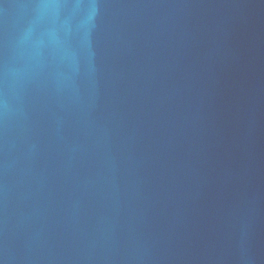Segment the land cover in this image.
<instances>
[{
	"label": "water",
	"instance_id": "obj_1",
	"mask_svg": "<svg viewBox=\"0 0 264 264\" xmlns=\"http://www.w3.org/2000/svg\"><path fill=\"white\" fill-rule=\"evenodd\" d=\"M0 264H264V0H0Z\"/></svg>",
	"mask_w": 264,
	"mask_h": 264
}]
</instances>
